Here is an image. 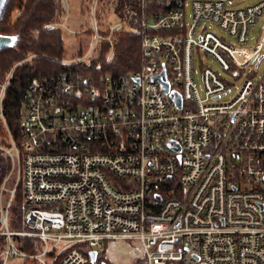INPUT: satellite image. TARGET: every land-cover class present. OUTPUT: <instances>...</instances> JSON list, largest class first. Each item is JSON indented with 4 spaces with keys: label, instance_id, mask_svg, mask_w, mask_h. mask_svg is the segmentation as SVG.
<instances>
[{
    "label": "built area",
    "instance_id": "1",
    "mask_svg": "<svg viewBox=\"0 0 264 264\" xmlns=\"http://www.w3.org/2000/svg\"><path fill=\"white\" fill-rule=\"evenodd\" d=\"M187 1L139 0L138 28L127 29L140 33L145 63L129 81L106 77L83 87L63 74L33 83L18 140L1 113V93L8 145L0 149L10 171L0 190V264H101L100 253L119 242H138L141 264H264V76L245 78L233 99L218 102L230 92L224 79L201 66L200 94L194 69L201 54L234 77L259 65L264 26L253 49L244 44L264 0L240 8ZM95 3L90 51L65 65L85 62L102 38L106 61L114 59L115 37L126 25L115 15L103 37ZM61 7L46 30L65 28L66 0ZM162 72L169 93L152 80ZM18 185L28 206L25 229L11 231ZM14 237L35 240L40 251H21Z\"/></svg>",
    "mask_w": 264,
    "mask_h": 264
},
{
    "label": "trees",
    "instance_id": "2",
    "mask_svg": "<svg viewBox=\"0 0 264 264\" xmlns=\"http://www.w3.org/2000/svg\"><path fill=\"white\" fill-rule=\"evenodd\" d=\"M113 11L126 25V29L115 37L114 59L111 62L106 61L109 44L102 38L94 59L65 65L62 63L65 48L61 30L45 29L46 25L55 23L63 14L61 0H6L0 15V35L13 37L15 43L12 47L0 51V95L3 92L1 113L8 131L15 140L20 138V122L25 113V95L33 83L64 74L73 77L75 82H80L79 85L83 87H91L100 85L101 79L106 77L112 80L110 83L129 81L131 76L140 70L145 63L141 36L137 31L127 29L131 23L138 28L139 0H117ZM14 12L16 15L12 19ZM95 19L100 21L97 11ZM110 25H102L99 29L103 37L106 36ZM88 32L92 35L91 31ZM78 53L82 55L81 51ZM7 78L9 80L3 91L2 86ZM0 145H8V135L1 120ZM9 171L10 160L0 149V190ZM12 187V181L7 180L5 189ZM27 209L18 185L9 208L8 228L11 231L25 229L23 221ZM13 241L23 252L32 254L40 251V245L33 239L14 237ZM99 262L110 264L105 258L104 250L100 253ZM18 264L36 262L24 259Z\"/></svg>",
    "mask_w": 264,
    "mask_h": 264
},
{
    "label": "rangeland",
    "instance_id": "3",
    "mask_svg": "<svg viewBox=\"0 0 264 264\" xmlns=\"http://www.w3.org/2000/svg\"><path fill=\"white\" fill-rule=\"evenodd\" d=\"M68 3V14L67 21L65 23V28H61L62 40L65 48V54L62 58V63H69L70 61L80 60L85 58L89 53L93 37L90 34L91 27L93 26V22H91V12L94 6L95 0H66ZM117 0H96L95 9L99 15L100 21L96 20L97 28L100 29L107 24H114L116 22V17L114 15V4ZM191 0H188V4ZM261 0H226V3L232 5L233 7H245L257 3ZM186 13H189V5H187ZM101 14V16H100ZM104 14V15H103ZM16 13L14 12L12 15V19ZM190 23V20H187V23ZM264 26V15L258 19L255 25L251 26L248 32V40L244 44L248 49H253L260 37L261 29ZM207 27L210 31L215 34L225 36L224 31L219 29L216 25L207 24ZM72 33H69L68 31ZM78 33V34H77ZM78 51L82 52V55L78 53ZM262 59L259 65H249L246 66L240 73H238L237 77L226 73L221 66L210 56H206L201 54L200 59L195 58L194 69H195V77L197 80L198 90L200 94H203L201 88V66L211 67L214 71H216L223 79L228 88H230V92L225 96L218 99V102L230 101L233 99L239 89V85L245 78H251L253 81H258L264 76V48L260 53ZM96 57V51L91 53L90 57L85 60L88 62ZM7 133V129L5 128ZM14 181V178L10 179ZM9 180V181H10ZM13 184V182H12ZM120 244H112L106 250L105 255H107L112 262L115 264H129V258L131 257V264H141L140 261H136V258L140 255V245L138 242H119ZM134 259V260H133ZM19 261L9 259L6 264H18Z\"/></svg>",
    "mask_w": 264,
    "mask_h": 264
},
{
    "label": "water",
    "instance_id": "4",
    "mask_svg": "<svg viewBox=\"0 0 264 264\" xmlns=\"http://www.w3.org/2000/svg\"><path fill=\"white\" fill-rule=\"evenodd\" d=\"M5 3H6V0H0V15H1V12L3 10ZM14 43H15V39L13 37L0 35V51L12 47ZM164 77H165V73L162 72L158 77L152 78V80H157L158 82H160L163 92L169 93L167 82L162 80L164 79ZM171 93L173 95V100L176 102L177 107H180L181 105L180 96L175 92H171ZM88 255L90 257V260L93 261L95 257V252L90 251Z\"/></svg>",
    "mask_w": 264,
    "mask_h": 264
},
{
    "label": "bare ground",
    "instance_id": "5",
    "mask_svg": "<svg viewBox=\"0 0 264 264\" xmlns=\"http://www.w3.org/2000/svg\"><path fill=\"white\" fill-rule=\"evenodd\" d=\"M103 15H104V14H103ZM100 16H101V14H100ZM124 24H125V23H124ZM134 25H135V24H134ZM134 25H133V26H134ZM131 26H132V23H131ZM65 63H66V62H65Z\"/></svg>",
    "mask_w": 264,
    "mask_h": 264
},
{
    "label": "crops",
    "instance_id": "6",
    "mask_svg": "<svg viewBox=\"0 0 264 264\" xmlns=\"http://www.w3.org/2000/svg\"><path fill=\"white\" fill-rule=\"evenodd\" d=\"M119 245V244H118ZM107 256V255H106ZM108 257V256H107ZM108 259L110 260V258L108 257Z\"/></svg>",
    "mask_w": 264,
    "mask_h": 264
}]
</instances>
